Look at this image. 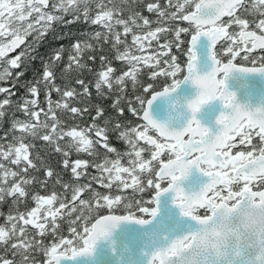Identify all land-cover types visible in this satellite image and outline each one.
<instances>
[{
    "label": "snow or ice",
    "instance_id": "6c2138e0",
    "mask_svg": "<svg viewBox=\"0 0 264 264\" xmlns=\"http://www.w3.org/2000/svg\"><path fill=\"white\" fill-rule=\"evenodd\" d=\"M0 83V264H264V0H0Z\"/></svg>",
    "mask_w": 264,
    "mask_h": 264
},
{
    "label": "trees",
    "instance_id": "16d2710c",
    "mask_svg": "<svg viewBox=\"0 0 264 264\" xmlns=\"http://www.w3.org/2000/svg\"><path fill=\"white\" fill-rule=\"evenodd\" d=\"M145 15H151L144 11ZM153 19H155L153 17ZM88 31V26L84 24H75L69 25L68 27L57 26L55 33H49L48 37L44 40L43 44L39 46V51L42 57H45L48 53L54 51L59 47L60 44H63L66 49L70 48V45L74 39L83 38L84 34ZM107 52V49H105ZM65 63L67 62V55H65ZM89 67H98V65H89ZM41 71L40 61L37 60L35 64H29L25 69V77L21 81V84L30 82L33 78H39V74ZM79 77L86 81H92L94 76L93 73L88 71L87 69L80 70H70L65 71L63 75L58 74V83L62 85H70L75 86L74 82L76 78ZM0 86H7L6 83H0ZM55 98V97H54ZM93 104H102L106 110L111 112L110 109V101H105L102 99H97L95 97V91L93 89ZM114 115V113H112ZM9 120L11 119L12 113L8 114ZM19 118H23L19 113H17ZM7 127V124H0V134H2V129ZM119 146V145H118ZM38 148L41 156L48 166H51L56 172H59L60 175L65 179H69V174L62 169L61 159L58 154L51 152L49 148H46L43 144H38ZM8 210V205H0V212L6 213Z\"/></svg>",
    "mask_w": 264,
    "mask_h": 264
}]
</instances>
